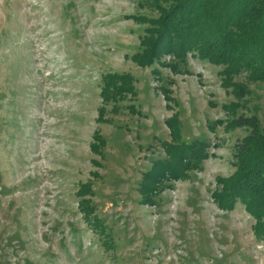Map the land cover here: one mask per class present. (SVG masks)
<instances>
[{
  "label": "rangeland",
  "instance_id": "1",
  "mask_svg": "<svg viewBox=\"0 0 264 264\" xmlns=\"http://www.w3.org/2000/svg\"><path fill=\"white\" fill-rule=\"evenodd\" d=\"M130 15L158 11L148 0H0V264H264V242L243 203L226 211L211 196L216 178L234 172L235 145L250 133L227 130L226 121L255 116L264 130V82L234 76L248 93L236 114L226 112L222 105L236 97L221 83V66L188 54L180 64L186 74L131 60L147 24ZM107 72L130 73L136 95L115 111L108 103L106 122H98ZM159 85L172 91L173 109ZM173 112L182 139L210 142L213 156L154 206L143 205L139 183L165 156L164 121ZM94 130L106 142L101 158L89 149ZM87 181L84 198L103 231L78 207Z\"/></svg>",
  "mask_w": 264,
  "mask_h": 264
},
{
  "label": "trees",
  "instance_id": "2",
  "mask_svg": "<svg viewBox=\"0 0 264 264\" xmlns=\"http://www.w3.org/2000/svg\"><path fill=\"white\" fill-rule=\"evenodd\" d=\"M158 11L154 18L130 15L135 22L145 23L144 35L139 41L140 50L130 56L140 67L154 63L167 67L172 73L188 70L187 55L221 66V83L232 88L236 102L222 105L226 112L236 114L243 104L240 100L248 93L246 83L234 82V76L245 72L248 82H264V0H148ZM173 59L165 61L166 56ZM157 78L159 71L153 69ZM165 101L166 109L175 104L172 91L163 85L158 86ZM133 76L126 73L107 72L101 76L100 97L102 104L97 110L96 121L106 122V106L112 103L111 110H117V102L128 96H135ZM134 110L133 105H129ZM177 112H173L164 123L169 131V140L162 142L164 158L152 161L150 168L142 174L138 187L140 202L154 206L155 198L172 182L188 178L189 172L199 170L200 164L212 157L210 142L182 139ZM222 123V121H219ZM237 127L250 128V133L241 139L234 148V172L227 178L217 177L220 189L211 194L222 210H231L240 200L245 211L254 219L252 226L255 237L264 242V130L255 116L243 115L227 120V130ZM89 143L93 154L101 158L106 142L98 130H94ZM99 166L96 159L90 160ZM93 176L97 175L92 171ZM91 182L79 185L76 192L81 197L78 207L87 223L92 227H104L94 214L90 198ZM108 244L107 242H105Z\"/></svg>",
  "mask_w": 264,
  "mask_h": 264
}]
</instances>
